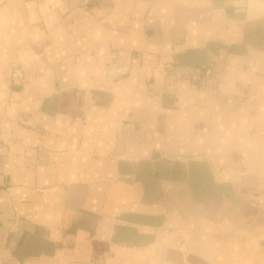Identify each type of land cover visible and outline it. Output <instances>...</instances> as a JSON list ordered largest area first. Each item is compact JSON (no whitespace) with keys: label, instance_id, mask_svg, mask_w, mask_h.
I'll return each mask as SVG.
<instances>
[{"label":"crops","instance_id":"1","mask_svg":"<svg viewBox=\"0 0 264 264\" xmlns=\"http://www.w3.org/2000/svg\"><path fill=\"white\" fill-rule=\"evenodd\" d=\"M0 264H264V0H0Z\"/></svg>","mask_w":264,"mask_h":264},{"label":"built area","instance_id":"2","mask_svg":"<svg viewBox=\"0 0 264 264\" xmlns=\"http://www.w3.org/2000/svg\"><path fill=\"white\" fill-rule=\"evenodd\" d=\"M217 74L219 76L218 70H213V65H211L207 70V75ZM13 83L18 84L22 80V71L19 67H15L12 73ZM194 79H197V76L193 77Z\"/></svg>","mask_w":264,"mask_h":264}]
</instances>
